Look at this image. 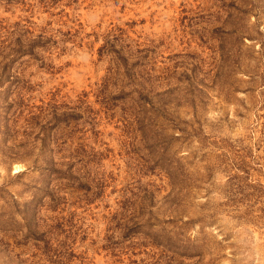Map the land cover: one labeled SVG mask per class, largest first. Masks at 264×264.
I'll use <instances>...</instances> for the list:
<instances>
[{"label":"rangeland","instance_id":"1","mask_svg":"<svg viewBox=\"0 0 264 264\" xmlns=\"http://www.w3.org/2000/svg\"><path fill=\"white\" fill-rule=\"evenodd\" d=\"M0 264H264V0H0Z\"/></svg>","mask_w":264,"mask_h":264}]
</instances>
